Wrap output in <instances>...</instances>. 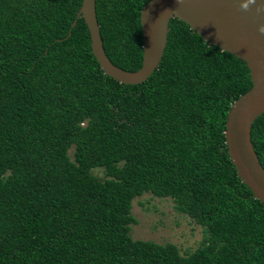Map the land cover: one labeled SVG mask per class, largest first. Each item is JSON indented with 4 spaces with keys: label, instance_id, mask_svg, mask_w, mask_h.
<instances>
[{
    "label": "trees",
    "instance_id": "obj_1",
    "mask_svg": "<svg viewBox=\"0 0 264 264\" xmlns=\"http://www.w3.org/2000/svg\"><path fill=\"white\" fill-rule=\"evenodd\" d=\"M150 1L96 0L123 69L142 66ZM82 4L0 0V264H264V202L226 139L253 86L246 61L175 17L159 68L121 83L101 68L84 17L73 27ZM251 135L264 166V114ZM147 192L204 227L196 250L132 236Z\"/></svg>",
    "mask_w": 264,
    "mask_h": 264
},
{
    "label": "water",
    "instance_id": "obj_2",
    "mask_svg": "<svg viewBox=\"0 0 264 264\" xmlns=\"http://www.w3.org/2000/svg\"><path fill=\"white\" fill-rule=\"evenodd\" d=\"M92 50L105 73L124 84H140L159 68L168 44L170 22L186 21L206 40L246 61L253 86L229 112L226 129L230 157L241 180L264 202V166L252 140V126L264 114V0H151L141 12L144 55L141 68L129 71L108 56L96 0H83Z\"/></svg>",
    "mask_w": 264,
    "mask_h": 264
},
{
    "label": "rangeland",
    "instance_id": "obj_3",
    "mask_svg": "<svg viewBox=\"0 0 264 264\" xmlns=\"http://www.w3.org/2000/svg\"><path fill=\"white\" fill-rule=\"evenodd\" d=\"M73 151H70L72 156ZM94 172L101 178L106 177L103 168H96ZM132 213L138 221L132 224L131 234L135 239L171 242L183 254L193 252L204 240V227L188 214L178 211L172 197L144 193L134 199Z\"/></svg>",
    "mask_w": 264,
    "mask_h": 264
}]
</instances>
